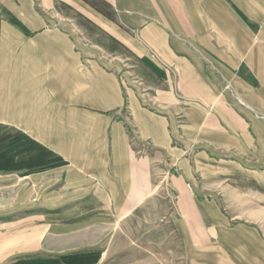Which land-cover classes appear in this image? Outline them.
Here are the masks:
<instances>
[{
    "label": "crops",
    "instance_id": "1",
    "mask_svg": "<svg viewBox=\"0 0 264 264\" xmlns=\"http://www.w3.org/2000/svg\"><path fill=\"white\" fill-rule=\"evenodd\" d=\"M157 195L182 264H264V0H0V264H105Z\"/></svg>",
    "mask_w": 264,
    "mask_h": 264
},
{
    "label": "rangeland",
    "instance_id": "2",
    "mask_svg": "<svg viewBox=\"0 0 264 264\" xmlns=\"http://www.w3.org/2000/svg\"><path fill=\"white\" fill-rule=\"evenodd\" d=\"M67 15L87 31L85 34L92 41L107 46L112 58L125 59L122 57L124 48L114 34L99 27L80 11L67 8ZM157 179L158 183L160 178ZM164 196L151 198L125 226H120L114 251L105 264H182L179 239L170 219L173 204Z\"/></svg>",
    "mask_w": 264,
    "mask_h": 264
}]
</instances>
